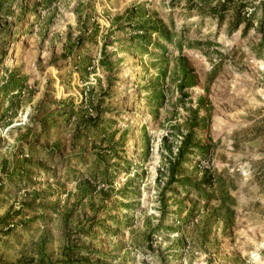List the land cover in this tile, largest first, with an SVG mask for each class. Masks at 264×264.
<instances>
[{
  "label": "rangeland",
  "instance_id": "374dc122",
  "mask_svg": "<svg viewBox=\"0 0 264 264\" xmlns=\"http://www.w3.org/2000/svg\"><path fill=\"white\" fill-rule=\"evenodd\" d=\"M0 264H264V0H0Z\"/></svg>",
  "mask_w": 264,
  "mask_h": 264
}]
</instances>
